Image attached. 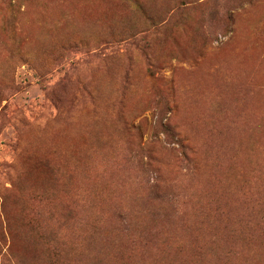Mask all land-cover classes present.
Listing matches in <instances>:
<instances>
[{
	"label": "rangeland",
	"instance_id": "obj_1",
	"mask_svg": "<svg viewBox=\"0 0 264 264\" xmlns=\"http://www.w3.org/2000/svg\"><path fill=\"white\" fill-rule=\"evenodd\" d=\"M0 264H264V0H0Z\"/></svg>",
	"mask_w": 264,
	"mask_h": 264
}]
</instances>
